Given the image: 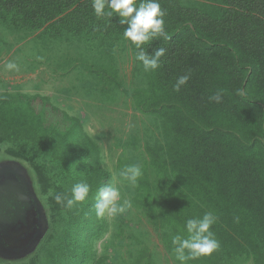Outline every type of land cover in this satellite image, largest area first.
Masks as SVG:
<instances>
[{
    "label": "trees",
    "instance_id": "1",
    "mask_svg": "<svg viewBox=\"0 0 264 264\" xmlns=\"http://www.w3.org/2000/svg\"><path fill=\"white\" fill-rule=\"evenodd\" d=\"M159 2L165 31L142 45L149 53L166 49L154 71H144L135 59L139 49L123 36L127 25L116 14L98 17L93 0H0V25L27 34L40 31L42 43L72 42L85 53L91 48L96 60L82 62L109 98L123 86L116 49L128 45L133 71L145 83L132 94L134 106L160 131L143 146L141 164L117 162L119 180L135 190L132 205L143 211L175 258L171 239L187 237L186 221L206 212L216 215L211 231L220 248L186 264H264V0ZM186 74L188 82L175 91ZM218 91L221 102H210ZM5 144L14 146L7 152L17 158L32 144L58 155L55 159L67 168L49 197L52 210L68 219L50 264H88L92 240L105 229L96 214L98 190L112 183L97 143L78 118L48 98L2 93L0 149ZM137 144L133 137L131 146ZM74 161L77 173L70 171ZM133 164L143 172L135 187L121 175ZM43 170L36 169L46 193L49 180ZM82 182L90 185L83 202L69 208L66 200L56 201V195L71 198L73 186ZM145 252L134 264L145 258V264H153Z\"/></svg>",
    "mask_w": 264,
    "mask_h": 264
},
{
    "label": "rangeland",
    "instance_id": "2",
    "mask_svg": "<svg viewBox=\"0 0 264 264\" xmlns=\"http://www.w3.org/2000/svg\"><path fill=\"white\" fill-rule=\"evenodd\" d=\"M40 33L11 31L0 25V94L40 95L70 117L78 118L83 131L100 148L101 165L111 172L112 183L121 193L117 203L131 201V207L123 213L112 216L106 212L99 217L105 229L92 240L93 257L88 264H134L144 250L153 264H181L166 251L160 232L143 211L132 205L135 190L121 183L116 169L119 159L141 164L145 143L160 136L154 119L134 106L132 94L145 83L144 77L133 71L135 61L129 46L121 45L116 49V67L123 86L109 98L103 93L102 83L88 73L82 62L83 58L87 62L96 60L91 48L87 54L72 42L42 43ZM9 62L15 63L18 69L8 70ZM133 137L138 143L136 148L131 146ZM12 147V144L1 145L0 167H15L26 178L43 213L44 227L38 240L20 255L0 252V264H50L61 244L68 219L65 214L52 210L49 197L68 170L55 159L58 155L50 151L28 144L24 157L17 158L7 152ZM78 166V162H72L70 171H76ZM38 167L45 169L49 180L46 193L38 179ZM146 261L145 258L143 264Z\"/></svg>",
    "mask_w": 264,
    "mask_h": 264
},
{
    "label": "clouds",
    "instance_id": "3",
    "mask_svg": "<svg viewBox=\"0 0 264 264\" xmlns=\"http://www.w3.org/2000/svg\"><path fill=\"white\" fill-rule=\"evenodd\" d=\"M95 14L99 16H119V23L127 25L123 31L125 39L136 46L139 51L135 54V59L143 65L144 71H154L161 66V57L165 55L164 47H157L154 52L149 53L142 48V45L152 41L153 38L163 34L165 12L161 8L159 0H93L92 3ZM8 70L18 69V66L9 62L6 65ZM188 74L181 76L174 86L175 91L188 82ZM209 101L221 102V92L209 96ZM142 168L138 165H127L121 172L122 177L133 187L136 186L138 179L142 176ZM90 185L87 183H77L72 188L71 198H62L56 195L58 203L66 200V206L71 208L76 202H83L89 195ZM99 203L96 206V214L103 217L105 213L115 216L123 213L131 207V201L121 200V193L117 186L109 184L98 190ZM217 217L212 212H206L202 217L190 218L186 221L187 237L179 234L171 239L174 246L176 259L181 264H186L188 260L198 259L200 257L211 256L220 248V243L214 237L211 231L216 223Z\"/></svg>",
    "mask_w": 264,
    "mask_h": 264
},
{
    "label": "water",
    "instance_id": "4",
    "mask_svg": "<svg viewBox=\"0 0 264 264\" xmlns=\"http://www.w3.org/2000/svg\"><path fill=\"white\" fill-rule=\"evenodd\" d=\"M1 173L0 177H3L0 179V235L6 241L5 244L10 243L12 248H14V244H17L16 239H23L20 243L21 246L17 247H22L23 250L32 245L37 237L35 207H39V205L37 201L36 204L33 202V194L23 189L20 184L12 183L10 175L6 176L5 173L1 175ZM2 198L13 202H9L12 205L10 210L7 211L4 208L5 215L1 212ZM15 207L16 209H14ZM11 215L13 216L11 217ZM27 240L28 242L25 244L24 242Z\"/></svg>",
    "mask_w": 264,
    "mask_h": 264
},
{
    "label": "flooded vegetation",
    "instance_id": "5",
    "mask_svg": "<svg viewBox=\"0 0 264 264\" xmlns=\"http://www.w3.org/2000/svg\"><path fill=\"white\" fill-rule=\"evenodd\" d=\"M0 172H2L1 173V175L3 174V173H5V175L6 176H9L10 175V177H12L11 178V181H12V183H18V184H20V186L23 188V189H26V190H28L31 194H33L32 193V191H31V189H30V187H29V184H28V182H27V180H26V178L17 170V168H15V167H12V166H6V167H0ZM3 177V176H2ZM2 177H0V179H2ZM33 202L36 204V200H35V197H34V195H33ZM9 202H12L11 200L9 201L8 199H6V198H2V209H1V212H2V214H4L3 212H4V208L8 211V210H10L11 208H12V205L9 203ZM13 203V202H12ZM40 207V206H39ZM39 207L38 206H36L35 207V211H36V227H37V229H38V232H37V234H36V238H35V240H34V242L32 243V244H34L37 240H38V238H39V236H41V231H42V229H43V227H44V219H43V213H42V211H41V209H39ZM14 209H16V207L14 208ZM13 209V210H14ZM5 215V214H4ZM13 215H11V217H12ZM8 217V216H7ZM22 240L23 239H16L15 240V242L17 243V244H14V248H12L11 247V244L10 243H8V244H5L6 243V241L4 240V238H2V236L0 235V252L1 253H3V254H8V253H10V254H14V255H20L22 252H24L25 250H27V249H29V247L31 246H29L28 248H25V249H23L22 250V247L21 248H17L18 246H21V244L20 243H22ZM24 242V241H23ZM28 242V240L27 241H25L24 243L26 244ZM19 243V244H18Z\"/></svg>",
    "mask_w": 264,
    "mask_h": 264
}]
</instances>
